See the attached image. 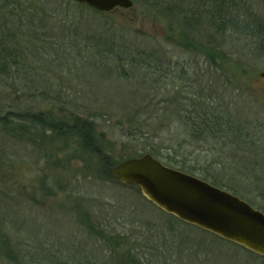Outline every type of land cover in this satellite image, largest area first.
Wrapping results in <instances>:
<instances>
[{
    "label": "rangeland",
    "instance_id": "obj_1",
    "mask_svg": "<svg viewBox=\"0 0 264 264\" xmlns=\"http://www.w3.org/2000/svg\"><path fill=\"white\" fill-rule=\"evenodd\" d=\"M132 1L131 9L110 13L84 10L82 17L77 14V3L70 0L46 4L51 18L55 2L70 5L65 13L68 21L83 22L79 26L81 44L68 43L59 53L37 46L33 51L28 47L32 45H26V55L31 58L24 82L36 88L33 96L22 98L26 91L20 85L19 99L35 112L48 111L66 120H92L104 153L115 163L147 153L144 135H153L144 126L160 124V138L149 142H160L164 157L170 156L211 184L216 180L213 185L221 189L245 186L240 191L244 200L264 213V78L260 76L264 54L243 28L229 25L224 37L217 39L210 31L198 42L217 49L220 69L207 55L185 50L176 23L169 25ZM237 4L244 6V18L264 21V2L237 0ZM98 38H111L113 49L97 47ZM114 50L130 51L134 58L117 60ZM146 59L151 65L142 64ZM153 59L160 61L154 64ZM11 85L0 88L4 97L12 91ZM187 86L191 88H184ZM43 91L46 102L34 101ZM190 96V102L210 97L224 110L248 118L254 131L249 147L231 146L228 141L214 144L212 151L190 145L176 119L179 107L189 103L185 98ZM16 97L13 95V101ZM29 127L28 135L35 139L36 131ZM23 139L0 134V151L13 162L2 178L3 188H12L19 200L4 205L14 210V233L34 253L37 264L43 261L38 258L45 249L52 256L43 264L69 258L108 264L130 251L144 264H264L263 257L228 242L219 239L211 244L213 237L208 233L164 213L138 188L120 183L101 168L97 157L79 153L77 140L54 139L48 146L55 157L48 160ZM241 139L246 138L242 135ZM238 175L240 184L232 180Z\"/></svg>",
    "mask_w": 264,
    "mask_h": 264
},
{
    "label": "trees",
    "instance_id": "obj_2",
    "mask_svg": "<svg viewBox=\"0 0 264 264\" xmlns=\"http://www.w3.org/2000/svg\"><path fill=\"white\" fill-rule=\"evenodd\" d=\"M51 1L52 0H0V88L5 87L7 83L12 84L10 86L12 91L8 94L10 100L6 101L8 96L5 95L4 97L3 93L0 92V134H11L14 139L24 138L22 141L28 142L27 144H33V146L37 148V152L45 154V158L48 160H52L53 157H55L53 151L48 146L54 139H75L78 142L79 153L85 156L88 155L91 159H93L94 156L95 158L97 157L101 164L100 167L107 173H110L112 167L124 161L115 163L104 153V149L99 143L101 139L97 136L95 124L92 120L79 117L66 120V117L61 118L48 111L35 112L32 109L24 107V99H19L20 94L17 87L24 85L21 88L23 90L25 88L26 92L22 94V98H25V96H33L34 88H36L35 85L28 86V84L24 82L25 78L23 74L26 73V67H28V58H31L29 55H26V52L29 51L25 48L26 45H32L28 47H31L33 51L37 46L45 50H50L51 52L55 51V53H59L60 51L66 50L68 43H71V45L81 44L78 37L81 35L79 26L83 22L81 20L74 23L69 22V18L65 13L68 11L70 5H58L56 2L54 4V17L51 18L47 16L45 7L46 4ZM260 1L264 2V0ZM136 2L142 4L153 15L160 18L163 17L169 25L176 23L175 27L180 31L178 37L179 41L181 44H184L185 50L195 55H207L213 60L214 66H217V63L221 61V57H219L220 54L217 52L216 48L210 47L209 43L203 45V47L202 44L198 42V40L201 39L199 37L203 34L208 35L210 31H213L215 32L213 33V37L215 36L216 39L222 38L224 37V31L229 25L237 28L239 27L241 30L243 28L248 35L254 39L257 49L264 54V21L262 22L260 19L253 20L248 17L244 18V6L237 4V0H136ZM76 7L78 9L77 14L81 15L80 17L84 16V14L81 13L84 10L94 11L79 4H77ZM21 10L24 13L20 15L19 12H21ZM240 14L243 15L241 16ZM241 21H243V25L240 24ZM76 23L77 26L73 27L72 24ZM203 40L206 41V39ZM51 44H53L54 47H52ZM95 45L103 49V51L113 49L114 46L111 42V38H98ZM119 51L120 52L117 53L114 50L117 60H132L134 58L130 51ZM143 61L144 63L142 64L145 66L151 65L152 63L149 59ZM152 61L156 64L157 61L160 60L153 59ZM217 67H220V65ZM184 88L189 89L191 87L187 86ZM44 93V91L41 92L39 94L40 96L34 99V101L37 103L46 102L45 98L47 93L45 96H42ZM15 94L17 97L13 101V95ZM191 99V96L190 98H185V101H189V103L181 104L182 108L180 109L179 107L180 111L179 113L177 112L176 118L180 123L181 131L185 137L188 138L190 145L201 149L208 148V150L211 149V151L212 146H214V144H219L220 141H228L231 146L239 145L238 147H240L246 145V148L249 147L248 144L252 142H249L248 139L253 137L254 134H251V131H254L249 127L248 118H243L240 115L224 110L221 104L211 101L210 97L206 99H204V97H199L190 102ZM11 101H13V106L9 107L8 105H10L9 102ZM29 126H32L36 131L37 136L35 139L28 135L31 129ZM160 126V124L154 122L147 123L144 126L150 134L153 135L151 138L144 135L146 142H144L143 145L146 150H148L147 153L152 154L159 160L163 158V163L170 167L192 174V171L185 165L174 162L173 158L170 156L164 157L160 142H155V140H153L152 143L149 142V139L160 138L159 133H161L162 130ZM242 135H244V139L246 138L244 141H242L243 138L241 139ZM231 157L234 156L231 155ZM12 167L13 162L10 156H8L5 151H0V264H37L36 261L38 260L36 256L33 255L34 253L26 249L25 245L14 233L17 220V218L15 219L13 217L14 210L9 208L8 205H4L6 202L19 201L17 199L18 196L14 194L12 188H3L4 183L2 182V178L4 179L5 175L10 172L7 169H11ZM49 167L50 164H47L46 168ZM237 171L240 172L239 169H237ZM208 177L207 180H209ZM239 178L240 175L235 176L232 180H236L238 184H240ZM211 182L217 185L216 180ZM244 187L245 186L242 185H234V188H229L228 190L245 199L240 192ZM191 227L197 229V231H203L194 226ZM208 234L213 237L211 244L214 240L217 241L220 239L225 241L213 234ZM191 239L188 237V240ZM192 240L194 241L195 239ZM230 244L240 247L233 243ZM45 251H43V256L38 258L43 259L41 264L49 261L50 256H52L46 255L47 252ZM249 253L256 257H260L251 252ZM227 256L233 259V256L228 254ZM60 259L63 260L62 258ZM56 264L100 263H92L82 258L76 260L69 258L64 262L58 260ZM108 264L144 263L140 257L133 256L130 251L126 255L115 257V259Z\"/></svg>",
    "mask_w": 264,
    "mask_h": 264
},
{
    "label": "water",
    "instance_id": "obj_3",
    "mask_svg": "<svg viewBox=\"0 0 264 264\" xmlns=\"http://www.w3.org/2000/svg\"><path fill=\"white\" fill-rule=\"evenodd\" d=\"M100 13L131 9L132 0H71ZM260 76L264 78V73ZM122 184L138 188L164 213L264 258V213L244 199L150 153L112 167Z\"/></svg>",
    "mask_w": 264,
    "mask_h": 264
}]
</instances>
